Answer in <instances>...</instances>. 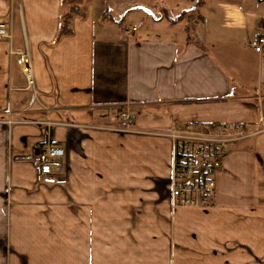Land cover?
<instances>
[{
  "label": "crops",
  "instance_id": "obj_1",
  "mask_svg": "<svg viewBox=\"0 0 264 264\" xmlns=\"http://www.w3.org/2000/svg\"><path fill=\"white\" fill-rule=\"evenodd\" d=\"M236 1L79 0L57 38L71 0H0V264H264V17ZM177 122L248 132L210 206L170 205Z\"/></svg>",
  "mask_w": 264,
  "mask_h": 264
},
{
  "label": "built area",
  "instance_id": "obj_2",
  "mask_svg": "<svg viewBox=\"0 0 264 264\" xmlns=\"http://www.w3.org/2000/svg\"><path fill=\"white\" fill-rule=\"evenodd\" d=\"M4 36L9 35L5 26L0 24V39ZM252 47L261 52L264 49V35L256 37ZM15 56L22 79L27 86L32 85L28 52L18 49ZM2 122L11 124L13 120ZM127 124L130 125L131 121L127 120ZM166 135L172 143L170 204L176 207L212 205L219 167L230 147L248 135L246 128L236 123L177 122ZM64 156L63 148L48 145L42 156L34 161L37 173L44 179L61 174Z\"/></svg>",
  "mask_w": 264,
  "mask_h": 264
},
{
  "label": "rangeland",
  "instance_id": "obj_3",
  "mask_svg": "<svg viewBox=\"0 0 264 264\" xmlns=\"http://www.w3.org/2000/svg\"><path fill=\"white\" fill-rule=\"evenodd\" d=\"M68 1H70V0H68ZM71 1H72L71 4L73 5L71 7V9L72 8L78 9L76 4H74V3H79V0H71ZM213 1H215V0H213ZM236 2L239 5H234V6L244 5V6L254 7L255 8V11H253L254 20H257L259 18H263L264 17V0H247V1L246 0H239V1H236ZM208 3H211V2L208 1ZM192 5L194 6L195 4H192ZM233 7L230 5V8H233ZM235 8H238V7H235ZM197 12H199V10H197L196 13ZM126 22L130 23V20H127ZM82 198H83V200L78 203V207H82L83 206V209L85 211L84 215H88V214H90V191L85 192V194L82 195ZM72 199H74V198H72ZM171 207H176V206H172L171 205Z\"/></svg>",
  "mask_w": 264,
  "mask_h": 264
},
{
  "label": "trees",
  "instance_id": "obj_4",
  "mask_svg": "<svg viewBox=\"0 0 264 264\" xmlns=\"http://www.w3.org/2000/svg\"><path fill=\"white\" fill-rule=\"evenodd\" d=\"M75 14L82 15V11H78V9L72 8L69 10V12L63 13L60 16V24H59L57 38L71 33L70 20L72 15Z\"/></svg>",
  "mask_w": 264,
  "mask_h": 264
},
{
  "label": "water",
  "instance_id": "obj_5",
  "mask_svg": "<svg viewBox=\"0 0 264 264\" xmlns=\"http://www.w3.org/2000/svg\"><path fill=\"white\" fill-rule=\"evenodd\" d=\"M192 8H194V6Z\"/></svg>",
  "mask_w": 264,
  "mask_h": 264
}]
</instances>
